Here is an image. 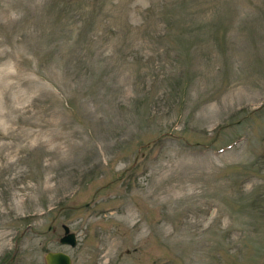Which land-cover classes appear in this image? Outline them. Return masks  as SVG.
<instances>
[{
    "label": "rangeland",
    "instance_id": "rangeland-1",
    "mask_svg": "<svg viewBox=\"0 0 264 264\" xmlns=\"http://www.w3.org/2000/svg\"><path fill=\"white\" fill-rule=\"evenodd\" d=\"M47 251L264 264V0H0V264Z\"/></svg>",
    "mask_w": 264,
    "mask_h": 264
},
{
    "label": "water",
    "instance_id": "water-1",
    "mask_svg": "<svg viewBox=\"0 0 264 264\" xmlns=\"http://www.w3.org/2000/svg\"><path fill=\"white\" fill-rule=\"evenodd\" d=\"M63 234L59 237L58 242L63 245L73 247L76 243L75 235L68 231L66 226H62ZM45 264H71L69 256L62 251H47L44 256Z\"/></svg>",
    "mask_w": 264,
    "mask_h": 264
}]
</instances>
